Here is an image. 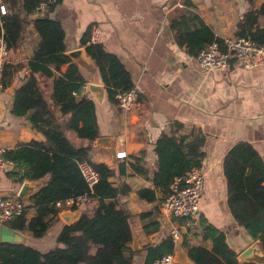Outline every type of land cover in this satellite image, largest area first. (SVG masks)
I'll return each instance as SVG.
<instances>
[{
  "label": "crops",
  "instance_id": "obj_1",
  "mask_svg": "<svg viewBox=\"0 0 264 264\" xmlns=\"http://www.w3.org/2000/svg\"><path fill=\"white\" fill-rule=\"evenodd\" d=\"M262 3L264 0H62L50 13L64 27L66 51L85 47L82 37L97 26L99 42L121 59L138 88V104L131 110H124L108 99L106 88L101 100L89 89V82L104 84L98 67L96 74L80 68L87 79L85 92L96 103L101 136H111L115 140L111 150L92 143L90 156L95 162H104L114 169L110 178L114 185L130 187L128 193L106 201H114L132 214L133 264H145L146 246L170 235L175 225L181 228V238L175 245L174 256L181 264H196L188 255L187 244L212 249V239L204 237L203 220L221 230L238 254L255 241L230 210L223 162L227 152L239 142L251 143L264 160V65L245 68L233 61L225 69L205 70L196 56L177 42L171 21L194 10L218 36L225 38L236 35L237 24L245 12ZM259 21L264 25L263 16ZM39 41L40 35L30 23L19 46L9 50L7 63L13 66L15 88L30 74L27 62ZM14 65L20 66L15 69ZM67 68L68 64H63L55 75ZM53 80L54 76H40L45 99L73 145H88V139L63 125L68 115L61 114L52 98ZM9 87L0 91L2 143L9 149L32 139L45 140L27 115L17 116L11 112L14 90L10 93ZM175 130L190 137L197 133L205 135L201 166L206 174L204 194L200 210L189 225L184 219L172 218L162 210L165 195L158 189L154 201L142 199L137 193L141 187L155 188L152 180V173L157 169L154 144L162 133ZM122 150L127 157L117 158L115 153ZM136 157H141L143 165L149 169L147 176L133 168ZM15 167L12 161L0 172V193L3 195H17L22 185L12 176ZM97 205L94 199L81 203L78 218L83 211L92 214ZM63 210L77 209L63 207L42 237H33L28 231L20 232L26 238L24 242L30 241L41 251L55 247L57 234L67 223L61 216ZM34 214L35 209H29L27 218ZM156 225L158 228L154 230Z\"/></svg>",
  "mask_w": 264,
  "mask_h": 264
},
{
  "label": "trees",
  "instance_id": "obj_2",
  "mask_svg": "<svg viewBox=\"0 0 264 264\" xmlns=\"http://www.w3.org/2000/svg\"><path fill=\"white\" fill-rule=\"evenodd\" d=\"M40 1H1L6 6V12L0 13V37L4 38L9 50L19 46L25 28L30 23L34 24L40 35L38 47L27 62L30 74L22 85L14 89L11 112L17 116L27 115L32 126L45 136V140L21 142L5 151V157L15 163L16 170L12 176L17 181L44 180L29 203H26L24 213L6 224L19 232L28 231L33 237L44 236L66 206L65 201L89 190L78 165L80 160H87L99 172V181L91 193V199L97 200L98 205L92 214L83 211L75 222L64 224L57 234V245L47 251H41L26 242H1L0 264H133L132 214L129 209L118 207L114 201H106L128 193L130 187L127 184L114 185L110 179L114 169L104 162H95L90 156L92 143L101 136L96 103L85 92L86 77L66 53L62 23L50 16L62 0H55L45 9L48 16L31 18L32 13L42 10L39 8ZM261 16L264 17V3L245 12L237 24L236 35L249 36L263 44L264 25L259 21ZM171 27L177 42L185 45L194 56L214 41H218L221 46L224 44V38L218 36L194 10L172 19ZM89 38L87 30L82 37V44L98 67L108 99L118 103L117 92L134 85L132 75L115 53L108 51L102 42H91ZM66 63V71L55 75ZM19 66L14 65L15 69ZM12 68L8 63L4 66L3 88L12 83ZM40 76H54L52 98L61 114L68 115L63 125L74 130L79 137L88 139V145L76 147L67 137L44 97ZM204 144L203 133L192 137L177 133L176 130L162 133L154 144L157 169L152 173V180L155 188H139V197L154 201L157 199L156 189L164 196L176 176L183 175L192 167H201L205 156ZM136 160L133 168L147 176L149 169L143 165V159L136 157ZM223 167L230 210L248 234L254 240H259L264 251V160L251 143L239 142L225 155ZM58 202H62V206L57 205ZM79 206L74 204L71 209H78ZM31 208L35 209V214L27 218ZM202 226L204 237L212 239L213 247L208 249L203 245L187 244L188 255L196 264H258L240 262L237 251L227 243L221 230L205 220ZM157 228L156 225L153 229ZM174 250L175 244L170 235L149 244L146 246L145 264Z\"/></svg>",
  "mask_w": 264,
  "mask_h": 264
},
{
  "label": "built area",
  "instance_id": "obj_3",
  "mask_svg": "<svg viewBox=\"0 0 264 264\" xmlns=\"http://www.w3.org/2000/svg\"><path fill=\"white\" fill-rule=\"evenodd\" d=\"M55 0H41L39 8L45 10ZM6 12L5 4L0 2V13ZM91 42H99L100 33L97 26L90 31ZM9 49L4 38L0 37V91L3 88V69L7 63ZM199 65L205 70L225 69L231 62H236L245 68H253L264 65V43L259 44L249 36L234 35L224 38V44L214 41L206 45L197 55ZM118 105L124 110L133 109L139 102L138 88L133 85L127 90L118 91L116 94ZM7 147L0 138V172L11 160L5 157ZM117 158L127 157L126 151H117ZM79 168L88 184L89 190L84 194L69 198L65 201L66 206L72 207L91 200V193L95 184L99 181V172L87 161L80 160ZM206 174L202 167H192L186 173L176 176L172 181L169 191L162 201V210L170 217L184 219L189 225L200 210ZM62 206V202H58ZM26 203L18 195H3L0 193V222L6 223L24 213ZM180 226L175 225L170 229V236L175 245L180 242ZM150 264H176L174 252L166 253L155 259Z\"/></svg>",
  "mask_w": 264,
  "mask_h": 264
},
{
  "label": "water",
  "instance_id": "obj_4",
  "mask_svg": "<svg viewBox=\"0 0 264 264\" xmlns=\"http://www.w3.org/2000/svg\"><path fill=\"white\" fill-rule=\"evenodd\" d=\"M49 13L45 10L36 11L32 13L31 18L38 16L46 17ZM67 55L78 64V66L84 69L86 72L91 74H96L97 65L88 53L86 47H78L66 51ZM16 82L14 81L8 91L11 93L15 88ZM89 89L95 94L98 100L103 97V92L105 89L104 84L97 82H89ZM94 145L96 146H106L110 149L111 145H114L115 140L111 136H99L94 140ZM111 150V149H110ZM116 154V153H115ZM92 156V153L90 154ZM41 182L44 180H30L26 179L22 182V185L17 193L18 197L21 198L25 203H29L31 196L40 188ZM79 210L68 211L63 210L61 216L67 221V224L75 222L78 218ZM25 236L20 232L13 229L6 223L0 222V243L1 242H24ZM259 240H255L250 243L245 249H243L237 256L240 262H255L258 264H264V251L259 245ZM174 261L176 264H181L176 261L174 256Z\"/></svg>",
  "mask_w": 264,
  "mask_h": 264
},
{
  "label": "rangeland",
  "instance_id": "obj_5",
  "mask_svg": "<svg viewBox=\"0 0 264 264\" xmlns=\"http://www.w3.org/2000/svg\"><path fill=\"white\" fill-rule=\"evenodd\" d=\"M9 196H12V194L11 195H9ZM28 244H30V245H32V246H34L30 241H28Z\"/></svg>",
  "mask_w": 264,
  "mask_h": 264
}]
</instances>
